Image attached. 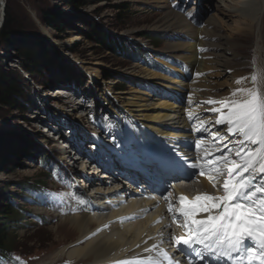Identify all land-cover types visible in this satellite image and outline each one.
Masks as SVG:
<instances>
[{
	"label": "rangeland",
	"instance_id": "obj_1",
	"mask_svg": "<svg viewBox=\"0 0 264 264\" xmlns=\"http://www.w3.org/2000/svg\"><path fill=\"white\" fill-rule=\"evenodd\" d=\"M164 1L166 5L163 4L164 7L160 8L162 5L152 0H5L3 3L0 0V19L3 13V21L7 20L13 31L10 42L7 45L0 44V75L19 83L22 95L18 101L20 109L0 105V131L9 137V142L3 145L2 151L16 152L14 157H9L10 163L0 171V191H6V198H14V204L24 212L17 227L12 228L9 233V255L16 264H53L57 261L52 260L60 256L61 251H65L62 257H67L66 252L79 246L76 245L79 242L73 244L78 235L70 228L69 221H62L83 212L71 211L69 208L74 205L65 207V203L72 196H80L81 192L93 195L94 190L75 192L66 187L64 174L70 169L67 155L75 154L68 152L67 147L61 148L57 142V133L64 134L66 127V134L69 136L80 135L77 138L82 140L81 147L87 153L91 150L87 147L92 146L91 140L83 138L82 133L87 132L104 141L100 140L101 145H106L105 150L103 149L105 154L107 147H120L122 150L123 141L117 133L119 124L132 128L133 139L135 142L139 141L130 113L121 109L114 97L122 95L121 98L126 99V92L132 88L146 93L151 91L150 84L142 79L138 80L133 70H157V73L165 74L170 67L180 63L173 60V56L177 54L170 51L169 47L180 45L191 38L174 30L154 28L161 23L167 10L181 14L189 24L201 31L204 44L201 49L206 50L202 52L206 59L226 63L216 71L224 76L221 81L223 87L232 86L244 74L250 77L256 73L258 66L263 65L264 11L256 19L253 30L255 39V35L250 34L242 25L245 23L240 24L239 16L234 15L235 18L229 19L224 13H218V20L214 25L208 22L215 13L210 7V4H217L213 0H207L209 6L198 3V0ZM121 4L125 5V10L117 12L114 7ZM254 5L255 0H237L234 6L241 7L252 16ZM257 6L259 0H256ZM47 16L57 21V29L48 25ZM93 29L107 38L110 44L118 47L119 51H105L103 47L96 45L92 41ZM259 34L260 42L257 39ZM152 37L158 39H148ZM75 38L78 40L67 42ZM256 43L259 51L255 50ZM33 48H37L49 65L26 72L23 70V66L28 65L25 49ZM130 52L132 56L133 53L137 54V57L132 59L124 56ZM151 59L154 64L150 62ZM103 73L115 80H103ZM94 74L97 75L96 80H92ZM67 79L71 82H67ZM236 86L232 87L235 89ZM108 87L112 91H107ZM57 90H62L64 97L55 96ZM103 98L106 102L102 101ZM84 103L87 111L80 109ZM37 107L47 109L48 116ZM37 116L41 118L36 119ZM48 118L51 122H48ZM111 138H115L118 145L112 143ZM24 143L33 146L35 152L29 154L24 150L18 151ZM42 153L48 158L44 164L38 160ZM74 158L81 159L77 154ZM86 162L81 159L74 168L82 165L80 171L83 169L92 174L94 168L89 170ZM26 181L36 182V189L37 182H40L48 190L49 196L42 201V206H31L20 198L18 184ZM99 182L104 185L103 181ZM113 182L110 184L123 187L119 179ZM110 184H107L104 191ZM94 200L99 202L96 197ZM157 211L159 209H153L147 215L150 213L149 216H152L154 213V216ZM134 222L137 221H130L128 225L135 224ZM60 223H65V228L63 226L61 229ZM62 257L58 260H66ZM72 261L76 262L75 259ZM74 262L65 263L75 264Z\"/></svg>",
	"mask_w": 264,
	"mask_h": 264
},
{
	"label": "bare ground",
	"instance_id": "obj_2",
	"mask_svg": "<svg viewBox=\"0 0 264 264\" xmlns=\"http://www.w3.org/2000/svg\"><path fill=\"white\" fill-rule=\"evenodd\" d=\"M4 1L5 0H1L2 3ZM152 1L162 5L160 8L164 7L163 4L166 5L164 0ZM213 1L217 4L211 5L207 0H198V3H204L208 6L210 4V7L215 12L214 15H211L210 19H208V22L214 25V22L218 20V13H224L229 19L235 18L234 15L239 16L241 21L240 24L245 23L242 25L249 30L250 34L255 35L256 39V34H254L253 30L254 26L256 27V21L264 11V0H259V6L257 7L255 0V5L252 7L254 11L252 16L243 11L241 7L236 8L234 6L237 0ZM231 11L232 13H230ZM248 20H251V22ZM154 28L174 30L178 33H182L184 36H189L191 39L183 41L180 45L177 44L169 47L170 51L177 54V56H173L175 57L173 60L179 61L180 63H176V66L170 67L165 74L157 73V70H133L138 80L142 79L150 84L151 91L146 93L132 88L126 92V99L121 98L122 95L114 97L115 102H117L118 105L120 104L121 109L130 113L133 128L139 137V141L135 142L131 131L132 128L126 126L125 134L123 133L124 135L122 138L120 136V139L124 141V146L122 145L123 151L119 149L120 147H117L118 149L116 147L114 149L107 147L106 154L108 156H106L104 153L106 145H101V142L104 143V141L99 139L100 137L96 138V136L94 137L88 132L82 133L84 136L83 138H86L88 141L93 140L91 145H94V141H96L98 144L97 148L101 149L98 153H95V157L92 154L93 149L89 150V153L83 151L81 147L82 140L80 139V141L79 138H77L80 137V135L69 136L68 133L66 134V127L64 135L57 133V135L60 136L58 139L59 141L65 140L67 143H70L72 145V147L70 146L72 152L89 163V170L92 167L94 168L92 174L88 172L87 174L84 171L88 176V180L87 184H85L84 181L81 183L85 187L87 186L89 191L94 190V193L92 195L91 193L84 194L81 192V195L79 194L80 196L77 195L75 199H73V205L77 204V202L83 203L81 206L74 205L69 209L71 211H81L83 213H76L73 217H67L62 222L66 223V221H69L70 228L78 235L77 241L73 244L79 242L76 244L79 246L75 248L71 246L73 249L70 252H66L67 257H62L65 255V251H61L62 253H60V256L52 260L53 262L57 261L53 264H66L65 262H74L72 261L74 259L76 261L74 262L75 264H114L115 261L130 260L138 256L147 255L144 249L150 248L153 244L166 249L164 245L167 243L169 244L168 249H173L175 248L173 237H179L183 234V229L179 228L177 223H173L172 215L168 212L169 202L171 201L175 204L177 198H174V194L170 198V201L164 198L165 196H163V194H165L164 189L166 186H163V190L161 188V198L154 199L146 192V189L140 185L141 183L135 187L134 191L126 188L125 184L120 188L118 185L114 186L110 183L114 180L116 181V179L120 177L126 179L129 183H136V177L133 174L132 176L134 179L127 178V176L130 175L131 171L139 169L136 163L138 159H149L150 157H154L152 148L148 149L150 156L145 157L146 153L144 148L150 145L155 147V150H160L162 154L170 153L179 158H182L185 153L187 155L186 169H188L189 164L194 163L198 156L203 155L202 152H197L195 141L197 139H202L211 143L209 132L197 131L199 120L194 119L189 121L188 114H198L199 117L205 121L209 131H219L223 135L226 125H215L214 120L216 115L207 110L211 108L212 105L202 102L210 98L219 100L228 97L230 92L234 90L232 86L236 84L233 82V85L231 84L232 86L223 87L221 81L224 76H221V72L216 71H219L220 66L223 68L226 63L206 59L207 57L200 51L201 48H204L200 36L201 31L189 24L184 16L172 10H167V14L164 15L161 23ZM257 39L260 42V34L257 36ZM76 40H78V38L70 39L67 42L72 43ZM255 50L259 51L257 43L255 45ZM262 56H264V53ZM261 62L263 65L261 64L257 67L256 73L264 74L263 58ZM159 63L166 66L164 62L159 61ZM96 64L99 65L100 63L96 62ZM85 70L88 69L85 68ZM159 71L162 72L161 69H159ZM245 75L246 74L241 77L247 78L248 76ZM96 79L97 75L94 74L92 80ZM247 86H251L250 79H246L243 85H237L236 88ZM61 91L62 90H57L55 96H63L62 94L64 93ZM107 91L110 92L112 89L108 87ZM76 96L75 94L74 97ZM190 97L191 102L189 99ZM72 100L75 101V99ZM102 101L106 102L105 98H103ZM37 108L48 116L47 109L41 110L40 107ZM80 109L86 110V104H82ZM137 116H139V118ZM37 118L40 119L41 117L37 116L36 119ZM47 120L51 122L50 118ZM43 124L46 125V123ZM107 134L110 135V133ZM108 137L110 138V136ZM232 139H235V137H232ZM111 142L118 145L115 138H111ZM225 144H227L228 147H232L231 141L226 137L224 141L219 144V148L222 151H226ZM89 147L90 146L87 148ZM211 152L212 155L208 157L209 159H214L215 156L221 154L215 151L214 144L212 145ZM75 155L71 156L69 153L67 155V159L70 160L69 164L71 169H74V165L81 160L74 158ZM62 159L64 161V157ZM149 162L151 164V159ZM84 168H86V166ZM196 171L197 175L192 176L190 179H185L183 176L180 177L182 181L180 184L183 189L185 191H193L195 189V182L197 181L202 186V193L218 194L209 183L207 177L199 175V170ZM99 181H103L104 185H101ZM107 184L111 186L104 191ZM151 186L152 184L150 183L149 189ZM123 196L124 199L130 198L129 201H131V203L126 200L128 204L120 205L119 201L121 199L119 197ZM95 197L99 202L93 201ZM163 198L166 200V203ZM91 208H95L96 212L90 213L89 210ZM150 208H158L159 211L155 212L156 214L154 216V213H151L152 216H149V213L145 217L147 213L144 215L142 212L143 209L148 212ZM131 215L135 216L134 220L136 217L144 216V218H142V220L136 219L139 221L134 222L135 224L128 225L130 221H126V218ZM206 215L207 213H199L197 217L204 218ZM162 218L166 220L163 221ZM158 219H161V222L154 226V222ZM63 224H61V229H63ZM155 238L157 239L155 240ZM160 242L164 243V245L160 244ZM137 245H139V247H137ZM168 249L166 250L168 251ZM178 254V256L174 257L175 260L178 261L179 264H186L184 259L186 257L181 252ZM180 256H183V260L178 259ZM61 257L66 258V260H58Z\"/></svg>",
	"mask_w": 264,
	"mask_h": 264
},
{
	"label": "snow or ice",
	"instance_id": "obj_3",
	"mask_svg": "<svg viewBox=\"0 0 264 264\" xmlns=\"http://www.w3.org/2000/svg\"><path fill=\"white\" fill-rule=\"evenodd\" d=\"M246 79L251 86L237 87L228 97L202 102L212 105L207 110L216 115L215 125H226L223 135L209 131L198 114H188L189 121L199 120L197 131L209 132L211 143L195 141L197 152L203 155L188 169L180 165L183 178L190 179L199 170L218 193H201L191 200L181 194L173 204V193L165 188L168 212L173 223L183 229L182 235L173 237L175 247L192 258L188 264L197 260L206 264H264V74L238 78L235 84L243 85ZM226 137L232 147L225 144L226 151H222L219 144ZM213 144L221 154L209 159ZM199 213L207 215L197 218ZM144 252L147 255L114 264H179L156 244Z\"/></svg>",
	"mask_w": 264,
	"mask_h": 264
},
{
	"label": "trees",
	"instance_id": "obj_4",
	"mask_svg": "<svg viewBox=\"0 0 264 264\" xmlns=\"http://www.w3.org/2000/svg\"><path fill=\"white\" fill-rule=\"evenodd\" d=\"M114 9L117 12H121L125 10V5L121 4L118 6H115ZM46 22L50 27H53L54 29H57V21L53 20L52 17L46 18ZM56 25V26H55ZM12 25L8 24L7 20L3 21L2 27L0 29V44L7 45L13 35L12 31ZM59 26V25H58ZM92 41L98 45L103 47L105 51H111V52H118L119 48L116 47L113 44H110L109 40L105 38L100 32L93 29L92 30ZM148 39H158L157 37H152ZM15 42V40L13 41ZM138 53V52H136ZM128 53L126 56L127 58L135 59L137 57V54ZM139 56V55H138ZM25 57L27 60L28 65L23 66V70L26 72L31 71V69H37L40 70L41 67H46L49 65V62L47 59L42 58V56L38 53L37 48L33 49H25ZM151 63L154 64V61L151 59ZM162 70V69H161ZM102 79L105 81H109L111 79L115 80L112 76L103 73ZM67 82H71V80L67 79ZM21 87L19 83H17L14 79H9L7 77H4L0 75V105L8 108L13 109H20L18 105V101L21 100ZM7 141V142H6ZM9 142V137H6L5 134L0 131V171L4 169L9 163H10V156H15L16 152H9L4 153L2 151L3 145L5 143ZM24 150L26 153L29 152H35V148L33 146H30V144L22 145L18 151ZM36 154V153H35ZM47 155L45 153H42L39 155V162L41 164H44L45 161H47ZM36 182H22L19 183V191H20V198L27 201V203L31 206H41L42 201L47 199L49 196L48 190L44 187V185L40 182H37L38 188L36 189L35 186ZM36 184V185H37ZM23 210L14 204V198H6V191H0V264H6L5 261L9 262L10 264H16V261L10 258V251H9V233L11 232L12 228H16L18 222L22 219Z\"/></svg>",
	"mask_w": 264,
	"mask_h": 264
},
{
	"label": "water",
	"instance_id": "obj_5",
	"mask_svg": "<svg viewBox=\"0 0 264 264\" xmlns=\"http://www.w3.org/2000/svg\"><path fill=\"white\" fill-rule=\"evenodd\" d=\"M2 23H3V13L1 14V23H0V28L2 26Z\"/></svg>",
	"mask_w": 264,
	"mask_h": 264
}]
</instances>
